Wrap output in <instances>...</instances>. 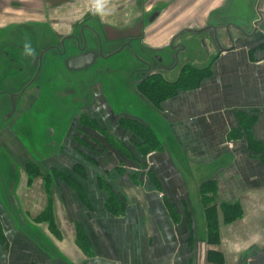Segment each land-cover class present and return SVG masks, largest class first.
<instances>
[{"label": "crops", "instance_id": "1", "mask_svg": "<svg viewBox=\"0 0 264 264\" xmlns=\"http://www.w3.org/2000/svg\"><path fill=\"white\" fill-rule=\"evenodd\" d=\"M213 1L198 0L188 10H178L179 0H175L173 11L169 2V11L164 8L157 19L144 26L142 38L135 37L131 48L112 50L107 57L115 62L129 53L127 59L123 57L129 76L139 67V63H130L133 59L150 60L160 54L171 65L177 52V43L170 47L171 38L187 27L200 29L212 24L216 34L207 29L185 36L179 33L183 37L178 43L185 44L186 49L178 53V62L162 73L168 84L179 80L186 70L205 73L197 87L178 89L159 107L150 103L139 88L126 98L117 88L111 100L101 78L88 80L81 94L67 92L74 99L88 98L92 105L75 114L100 126L82 121L94 129L81 128V155L72 144L75 116L56 149L43 154L37 151V157L21 131H15L16 123L10 125L13 128H5L0 111V155H8L0 157V237L5 239L0 238V264H264V153L258 152L264 151V15H259L260 28L254 30L255 17L241 12L245 0ZM126 5L125 13L123 6L109 5L110 14L104 22L89 11L86 0L50 9L42 17L29 16L20 9L14 17L4 12L0 18L8 23L0 26V44L20 65V57L10 50L19 45L18 41L6 42L5 34L10 32L9 27L22 22L45 24L53 34L65 35L76 21L94 15L109 27L139 20L135 29L138 33L140 18L145 14L141 2L131 0ZM260 6L264 13V1ZM87 21L92 23L93 18ZM233 21L241 28L227 29ZM214 35L224 48L217 46ZM231 37L237 41L233 45ZM108 45L115 47L112 40ZM10 64L0 59L1 78L20 72ZM58 64L63 75L80 73L67 69L63 57ZM42 69L43 65L40 74ZM32 76L33 72L21 84L20 78L16 79V86L21 87ZM38 84L29 85L21 109L33 110L36 100L32 93L41 94ZM97 96L105 97L100 102ZM122 100L129 107L110 103ZM140 108H147L146 113H139ZM31 111L21 113L16 121ZM127 114L150 126L162 147L143 152L141 137L129 124L119 122ZM103 130L113 143L102 142ZM96 140L97 146L93 145ZM69 143L71 148H67ZM8 151H12L10 156ZM16 158L23 165L9 172L7 178L15 177L9 184L4 179V167ZM28 161L39 163L41 173H53L50 193L41 175L31 178ZM55 169L75 177L81 189L75 188L68 177L57 179ZM209 182L215 191L207 193L214 196L205 204L202 188ZM52 201L61 234L51 231L48 223L35 220ZM231 205L240 206L241 214L228 219ZM209 206L215 208L219 222L218 243H210L207 237ZM79 221L84 232L81 244L77 240Z\"/></svg>", "mask_w": 264, "mask_h": 264}, {"label": "rangeland", "instance_id": "2", "mask_svg": "<svg viewBox=\"0 0 264 264\" xmlns=\"http://www.w3.org/2000/svg\"><path fill=\"white\" fill-rule=\"evenodd\" d=\"M21 1L22 2L19 3L20 5L16 6V5L11 4L12 3L11 0H0V15L5 12L7 14V17H14L16 16L17 10L20 9L22 10V13H26L29 16L35 15V17H42L43 14L48 12L50 9H55L57 7L68 5V4H71L72 2H77V1L81 3V0H21ZM45 1L49 2L50 4L45 5ZM86 1L89 3V0H86ZM127 1L131 2V0H110V5L114 4L113 8L117 6V7H120V9L123 6L122 10H124V12L122 13H125L126 9H128V6L126 5ZM135 1L141 2L142 0H135ZM197 1L198 0H179V3L177 4V9L178 10H182V9L188 10L186 8H188L190 4L194 6ZM235 1L240 2L239 0H235ZM169 2H171V4L173 3L171 11L175 10V6H174L175 0H149V5H148L149 9L146 11V13L148 12V15H150L151 12L157 8H161V9L165 8L169 11L171 7V4L170 5L168 4ZM209 2H211V0H209ZM120 3L122 4L119 5ZM241 3H244V9L243 11L241 10L243 14L250 13V9H252L251 4L255 8V5L249 0H245L244 2H241ZM89 6H90V3H89ZM198 7L201 8L200 6ZM26 8H29V10L31 11H25L24 9ZM139 12L141 13V10H139ZM0 19H1L0 26L8 23V21L4 22L2 18ZM93 23L95 24L96 20ZM121 24L122 23H120V26L118 28L119 29L123 28L122 33H135L136 27L139 26V20L133 23L132 21H130L129 23L130 25H127V23L125 22H123L122 25ZM44 25L45 24H34V23L29 24L26 22H22L20 25H17L19 26V28L16 31L12 30L5 34L6 39H7L5 40L6 42H10L11 44L12 41L16 40L20 43L17 46L11 47L10 50H11V53L14 54L18 59L20 57V63H21L22 69L20 68V72H14V73L10 72L11 73L10 76H6L5 78L1 80L0 87L7 86L9 88L12 87V88L17 89L18 87L15 84V82L17 81H14V80L20 78L19 82L21 84V82H23L25 78H28L30 74L32 73V70L35 66H33L32 64V56L25 55L24 44L26 42L32 45V47L35 49V53H38L45 46H48L57 40L56 35L53 34L51 31H49L47 26L45 27ZM72 29L74 28L71 27L69 30L71 31ZM101 29L104 30L103 26ZM73 45L74 44H71V43L68 45L67 53L73 52L75 50V47ZM110 48L112 47L107 44L105 47V50L108 51V49ZM129 55H130L129 53H126V55L125 56L123 55V57L127 59ZM48 56L49 57H46L44 59L43 69L41 70V74H39V76L36 79V82L39 83L38 86H39L41 94L38 91H34L32 93V97H34V99L36 100V105L33 107V110L31 111L30 114L25 115V118L24 119L22 118L21 121L17 120L15 125L21 131V134H22L21 137L25 140L29 148L31 149H33V147L35 148L34 153L37 156V151L43 154L44 152H46V150L47 152H50L56 149V147L59 145L60 137L62 133L66 130L70 119H72V117L75 116L74 120L75 121L77 120V121H76L74 129H72V132H73L72 134H74L72 136V144L74 145V148L76 147L78 148L77 150H75L76 153L78 155H81V147L79 146H81V141H84L83 139H81V128L84 129L86 127L87 129H94L93 127L89 128V126L82 123V121H85V123H91L95 127H98V128L100 126L98 125L97 121H89L83 117L80 120L79 115L75 114V112L78 109H81V108L83 109L85 105L88 106L89 100L88 98H83L81 101V96L74 99L73 96L70 94H75L76 92H79V94H81V92H85L87 89L88 80L91 81V79H94V78L96 79L101 78L102 81H104V83L107 85V90L109 94L108 96L110 97L111 100H114L115 98L114 95L116 93L117 88H121L123 95H124L123 97L126 98V95L128 93H131L130 86H133L132 85L133 83L130 84L131 83L130 78H132V75L130 74L129 76V69H127L128 65L126 62H124L125 59L122 56L117 57L118 60L115 62H112L114 58L108 59V58L103 57L99 61L100 63L97 66H94V68L87 70L85 72L80 71V73L76 74V76H66L65 74L64 75L62 74L61 70L58 68L59 66L58 63L60 62L62 57H58V58H55L54 60H51L52 56L50 55ZM0 59H2V61H5L7 64V60H4L5 58L1 53H0ZM140 62H141L140 59H138V61L134 59L130 60V63L138 64ZM47 64H50V66H48ZM162 73L163 71L159 69L154 70V72H149V77L147 78L145 77L141 81L140 86H138L137 88L139 87L141 88L143 84L145 85L146 83H149L155 77L156 78L161 77L162 79L163 78ZM73 77L79 78V80H74ZM67 92H70V94H68ZM37 96L38 98L36 99ZM97 99L100 100V102H102L100 97H98ZM110 103L114 104L115 107L117 105H120L119 107L129 105L128 102L124 100H122V102L111 101ZM93 104H95V102H93ZM91 105L92 103H90V105L87 108H89ZM97 106H100V104L95 105V107ZM139 110H140L139 113H146L147 108H143V109L140 108ZM135 112L138 113V111L136 110ZM129 115L131 116L132 114H127L125 117H122L119 122L120 123L122 122L121 123L122 125L128 124V122H130V120H127V117H129ZM112 117H114V114L112 115ZM0 120H1V116H0ZM137 121L138 120H135L133 123L137 124L138 123ZM113 122H106V124L113 123ZM141 125H144V124L141 123ZM108 131H110V129H108ZM103 133H104V130H103ZM79 136H80V141H78ZM15 138L17 137L15 136ZM101 139L103 143H106V144L113 143L111 136L108 135L106 132L104 133V135H102ZM70 143L69 145H67L68 146L67 148H71ZM93 145H96V146L98 145L97 140L93 142ZM139 146L142 147V145L140 144ZM8 152L10 156V154H12V151H8ZM2 156L8 158V155L7 156L0 155V157ZM19 164L20 162L16 158L15 162H11L10 165H7L4 167V179H6L9 184L12 183V180L15 178L14 176H12L13 178L11 177V179L7 178L8 176L10 177L9 172L13 173V171H15L16 169L19 170L21 166L23 165L22 163L21 165ZM15 165H16V168H15ZM55 174L57 175L56 176L57 179L58 178L65 179L66 178L65 176H69L66 173L61 172V171H59V173L55 172ZM76 174L78 175V173H75V175ZM70 178L72 180L74 179L76 180L75 177L73 178L70 177ZM50 191L48 193H50ZM53 204H54L53 201L50 203H47L46 207L42 209L41 211H45V209L49 208ZM44 216L45 215L43 214L42 217ZM54 220L55 221L57 220L56 216ZM40 221H41L40 223H47V222H44L43 220H40ZM57 228L59 229L58 226ZM0 238L3 239L2 236ZM3 240L5 242V239Z\"/></svg>", "mask_w": 264, "mask_h": 264}, {"label": "flooded vegetation", "instance_id": "3", "mask_svg": "<svg viewBox=\"0 0 264 264\" xmlns=\"http://www.w3.org/2000/svg\"><path fill=\"white\" fill-rule=\"evenodd\" d=\"M11 0V4L19 6L21 0ZM232 1V0H229ZM255 5V8L252 7L250 9L249 16L255 17L253 29H259L260 28V22L258 20L259 15L263 17L264 13L261 10L260 4L264 0H249ZM50 4L49 2L45 1V5ZM149 0H142L140 7L143 9L142 13H145L142 18H140V29L138 33H122V29H119L118 27H109V25H106L104 23H101L98 18L96 17H90L93 18V22L96 20V23L94 24L89 23L87 20H79L76 21L73 24L74 28L71 32L63 35L61 33H55L56 35V41L54 43L45 46L42 50H40L38 53H35V56L33 57L32 64L35 66L33 68V76L29 79H26L24 81V84L21 87L16 88H9L7 86L0 88V111L1 113L4 114V125L6 127H12L10 126L13 123L15 124L17 117L21 113H28L29 111L32 110H23L21 109L22 107V100L24 95L28 92L29 85L36 83V79L40 74V68L43 65V61L46 57L50 56H56V57H63L64 58V65L67 67V69H71L73 71H78V72H85L87 70H90L94 68V66L98 65L100 60L104 57L107 58L110 54H113L114 51L118 50H124L125 48H131L132 46V41H134V38H142L143 36V31L142 29L144 26L146 27L148 23L153 22L155 19L158 18V16L161 14L162 10L164 8H157L154 9L150 15H148V12L146 11L149 9ZM252 6V4H251ZM154 16V17H153ZM248 16V17H249ZM30 24V23H29ZM104 28L102 30L101 28ZM237 27L241 28V25L238 24L236 21L230 22L226 25L227 29L229 27ZM19 26L13 25L8 28V30H17ZM215 28L216 26L212 24H205L203 27L200 29L197 27H187L183 30H181L179 33L183 34L185 36L188 33H193L197 32L199 30L207 29L211 31V33H215ZM229 31V30H228ZM202 32V31H201ZM179 33L174 35L171 38V44L170 47L173 49L174 45L176 44V47L174 50L177 51L175 52L173 58L170 61H173L171 65H168L169 60H165L162 55L156 54L153 59H141L139 63V67L137 69L132 70L131 75L132 78H130V84L133 86H130V92L134 90V92L137 90L138 92V86H140L141 81L146 77H149V72H154V70L159 69L164 72L165 69H168L170 66H173L175 63L178 62V53L180 51H184L186 49L185 44L178 43L179 40L181 39ZM200 33V32H199ZM210 33V32H209ZM216 34V33H215ZM182 36V37H183ZM112 40L113 43H115V47H112L108 49L109 51L105 50L106 45L108 44V41ZM214 42H216L217 46L219 48H224L221 45V42L219 41L218 37L214 35ZM231 44H235L237 41L233 37L230 38ZM181 42V41H180ZM74 44L73 46L75 47V50L73 52L67 53L68 50V45L69 44ZM175 43V44H174ZM20 44V43H16ZM0 53L6 58L5 60L10 61L12 64L11 66H15L16 70L20 69L18 66H21L17 59L13 56H11L9 51H4L2 44H0ZM2 60V59H1ZM57 60V59H56ZM61 61V60H60ZM18 62V64H16ZM54 62V61H52ZM169 66V67H168ZM141 74V75H140ZM136 75V76H135ZM3 78L0 77V85H1V80ZM16 80V79H15ZM14 80V81H15ZM35 80V81H34ZM148 80V79H147ZM98 81V80H97ZM105 96H101L103 99ZM94 99V98H93ZM15 131H17V127L14 126ZM66 132V131H65ZM65 135V133L63 134ZM64 137V136H63Z\"/></svg>", "mask_w": 264, "mask_h": 264}, {"label": "trees", "instance_id": "4", "mask_svg": "<svg viewBox=\"0 0 264 264\" xmlns=\"http://www.w3.org/2000/svg\"><path fill=\"white\" fill-rule=\"evenodd\" d=\"M182 74L183 75L181 76V78H179V80H177L176 82L172 84L165 83L163 79H161L160 77L159 78L157 77L158 79L155 77L149 83H146L145 85L143 84L144 85V86L142 85L143 87L142 86L141 88L139 87L140 93L144 95L145 98L150 103H152L154 106L159 107L161 102L166 97L175 94L178 91V89H181V88L183 89V88H188V87H197L198 84L200 83L201 78L203 77L205 73H202L200 71H195V70H186ZM127 120H130V122H128L129 126H131L134 129V131L138 134V136L141 137L142 139V143H141L142 151L146 153L150 150L162 147L161 140L159 139L158 135L154 132V130L150 126L144 124L141 121H137L138 123L135 124L133 122L136 119L132 117L130 118L127 117ZM141 123L144 125H141ZM258 152L264 153V151H258ZM27 171L29 172V175L31 176V178H33L34 176L41 175L46 182L47 191L49 192L50 190H52L53 183L51 180V176H53L52 175L53 173L52 174L50 173V175L41 173L39 169V163L32 162V161L27 162ZM59 171L58 169H55L54 173L55 172L59 173ZM54 175L55 177L57 176L56 174ZM65 177L67 178L68 176H65ZM68 180L73 184L75 188H78L79 186L80 187L79 189H81L80 183L75 182L70 177H68ZM214 191H215V187L213 183L209 182L203 185L202 195H203V201L205 204L212 202L214 195L208 196L207 193L208 194L210 192L214 193ZM43 214L45 215L44 217H42ZM240 214H241L240 206L234 205L233 209H227L226 216L228 219H232V218L239 216ZM206 217H207V224H208V230H207L208 241L210 243H218L220 241V230H219V222L217 219L216 210L214 207L209 206L206 208ZM54 219H55V213H54L53 205H51L49 208L45 209V211H43L41 214L35 217V220L37 222H41L40 220H43L44 222L48 223V226L51 229V231H54L57 234H61L60 229L57 228L58 224ZM78 224L79 225L77 228V240L81 244L82 233L84 232L81 229L80 221L78 222ZM210 257L212 258V256Z\"/></svg>", "mask_w": 264, "mask_h": 264}, {"label": "clouds", "instance_id": "5", "mask_svg": "<svg viewBox=\"0 0 264 264\" xmlns=\"http://www.w3.org/2000/svg\"><path fill=\"white\" fill-rule=\"evenodd\" d=\"M90 6L89 11H91L94 15L99 16L101 22H104L107 16L110 14L109 5L110 0H89ZM25 55L27 56H35V49L32 47L30 43L24 44Z\"/></svg>", "mask_w": 264, "mask_h": 264}, {"label": "water", "instance_id": "6", "mask_svg": "<svg viewBox=\"0 0 264 264\" xmlns=\"http://www.w3.org/2000/svg\"><path fill=\"white\" fill-rule=\"evenodd\" d=\"M154 17V16H153Z\"/></svg>", "mask_w": 264, "mask_h": 264}]
</instances>
